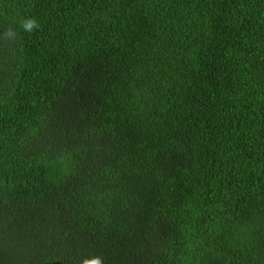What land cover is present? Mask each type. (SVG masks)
Returning <instances> with one entry per match:
<instances>
[{
    "label": "trees",
    "instance_id": "1",
    "mask_svg": "<svg viewBox=\"0 0 264 264\" xmlns=\"http://www.w3.org/2000/svg\"><path fill=\"white\" fill-rule=\"evenodd\" d=\"M94 257L264 264V0H0V264Z\"/></svg>",
    "mask_w": 264,
    "mask_h": 264
},
{
    "label": "clouds",
    "instance_id": "2",
    "mask_svg": "<svg viewBox=\"0 0 264 264\" xmlns=\"http://www.w3.org/2000/svg\"><path fill=\"white\" fill-rule=\"evenodd\" d=\"M21 27L25 32H33L35 29L39 28V24L34 18H26L21 22ZM4 37L7 39L14 40L16 38V31L12 28H8L4 32ZM82 264H103L100 257H94L92 259H85Z\"/></svg>",
    "mask_w": 264,
    "mask_h": 264
}]
</instances>
